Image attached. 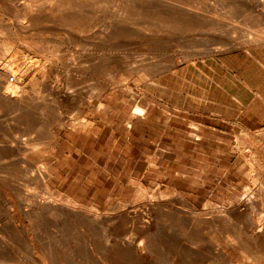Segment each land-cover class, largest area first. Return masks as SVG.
I'll return each instance as SVG.
<instances>
[{
    "label": "rangeland",
    "instance_id": "1",
    "mask_svg": "<svg viewBox=\"0 0 264 264\" xmlns=\"http://www.w3.org/2000/svg\"><path fill=\"white\" fill-rule=\"evenodd\" d=\"M39 1L41 0H31L33 4L28 3L33 7V12L40 16L41 11L46 8L48 11L53 7L52 11L48 12L57 15L60 19L59 25L54 27L48 23L46 27L44 24L42 27L38 24L27 33L18 29V35L14 28L17 31L19 24H25L22 18L25 17L27 0H0V56L7 58L0 60V69L1 65H23L22 70H26L33 64L40 69L42 62L45 66L44 69L29 73L26 78L28 82L26 79L24 82L27 102L40 94L43 96L39 97L40 100L36 98L39 101L43 99L42 110L32 109L30 113L22 114L19 110L0 102V262L4 260L2 258L8 257L11 262L20 264H127L128 261V264H264V237L258 241L250 239L252 233L257 234L261 229L258 217L264 215V207H261L264 206V124L257 126L252 120L246 119L247 114L239 115L236 103L231 102L227 94L219 88L226 80V67L236 70L239 65L248 61V54L264 55V8H261L264 0H134L136 3L133 0L132 3L131 0H124L123 3L127 4H123L126 5L124 15L119 0H45L46 7L40 4L43 0ZM86 1L89 6H85ZM192 1L193 7L190 6L193 5ZM50 4L52 5L49 6ZM61 6L68 13L63 12ZM165 11L168 15H164ZM113 12L115 19H126L129 26L119 29L117 33L120 35L116 33L113 40L96 43L94 40L103 28L114 20ZM17 15L20 17L17 18ZM202 16L204 17L201 18ZM69 18L73 21L82 20L86 24V27L83 26L85 30L83 27L77 30L69 20L68 23L64 20ZM190 18L192 23L188 22ZM7 19L11 22L6 23ZM171 20H174V23ZM130 22H133L132 25ZM182 22L185 27L181 25ZM7 25L9 28H6ZM186 26L194 28L190 30ZM87 27L92 31L89 32ZM7 29H11L10 32L16 35L13 37L14 34H8ZM73 29L75 31L71 33ZM32 31L37 34L34 35ZM44 31L50 34L56 32L51 36ZM30 33L38 42H34L32 36L29 37ZM38 35H41L40 38ZM72 39L74 41H71ZM39 40L44 41L42 43ZM46 42L48 46L45 45ZM219 42L221 50L212 51L214 47H219ZM33 43L43 44V47ZM55 45L64 46H59L58 50ZM94 49L96 51H93ZM44 50L49 51L47 53ZM104 51H108L109 56L107 52L104 54ZM53 52H56V55ZM62 54L66 58H63ZM27 55L31 56V59ZM36 56L37 59H43L41 63ZM55 57L61 62H57ZM20 58H23V61ZM28 60H31V65ZM105 60L108 63L103 71L100 66L103 65L101 62H107ZM98 61L99 64L96 63ZM49 64H53V68L48 69ZM97 65L102 72L96 68ZM76 77L78 79H75ZM31 85L37 86V89L33 87L31 90ZM91 86L94 91L90 90ZM67 90H70L71 94H68L70 92ZM33 91L35 94H32ZM229 92L235 93L234 88H229ZM52 97L53 104L49 103ZM246 97V94H242V100ZM106 106L110 108L103 120ZM136 108L142 109L140 114H135ZM261 116L264 117V113ZM72 120V123L84 122L85 130L72 128ZM65 124L66 126H63ZM45 134L47 136L44 137ZM53 135L57 137L55 150L52 155L44 150L45 154L41 148L46 146L47 138L49 142ZM23 154L26 157L22 158ZM16 155L18 158H25L34 169L31 165L27 167L24 162L16 164L13 159ZM43 164L50 175L47 184L50 191H53L52 194L47 193L42 181L35 177V169L41 168ZM34 188L37 194L33 193ZM56 189L61 197L54 193ZM15 192L22 194L16 195ZM137 192L142 195L139 196ZM31 197L33 199L29 200ZM65 197L73 199L82 212L90 216L92 213L96 216L99 214L97 221H93L92 217H78L77 222V217L68 211L62 213L49 207V201L54 200L53 203L58 204ZM21 199L31 205H27L26 201L20 202ZM36 199L38 202H34ZM45 208L50 214L52 210L53 214H47ZM124 209L126 210L122 211ZM218 211L224 212L225 215ZM250 215L255 224L248 226L245 223ZM231 233L233 234L230 235ZM231 237L234 239L229 240ZM189 248H192L190 250L193 255L190 254ZM2 254L5 256L1 257Z\"/></svg>",
    "mask_w": 264,
    "mask_h": 264
},
{
    "label": "bare ground",
    "instance_id": "2",
    "mask_svg": "<svg viewBox=\"0 0 264 264\" xmlns=\"http://www.w3.org/2000/svg\"><path fill=\"white\" fill-rule=\"evenodd\" d=\"M21 1H22V0H21ZM33 1H34V0H33ZM35 1L37 2V0H35ZM41 1H42V0H41ZM41 1H39V2H41ZM44 1H45V0H43V3H40V4H43V5L46 7V5L44 4ZM48 1H51V0H48ZM90 1H92V0H90ZM115 1H116V0H114V2H115ZM117 1H118V0H117ZM127 1H128V0H127ZM129 1H130V0H129ZM136 1H137V0H136ZM138 1H141V0H138ZM175 1H176V0H175ZM179 1H180V0H179ZM181 1H182V0H181ZM184 1H185V0H184ZM188 1H189V0H188ZM193 1H194V0H193ZM193 1H192V2H193ZM195 1H196V0H195ZM200 1H201V0H200ZM220 1H221V0H220ZM226 1H227V0H226ZM230 1H231V0H230ZM232 1H234V0H232ZM36 2H34V3H36ZM45 2H47V1H45ZM52 2H53V1H52ZM61 2H62V1H61ZM81 2H82V1H81ZM101 2H102V1H101ZM109 2H110V1H109ZM111 2H112V1H111ZM119 2H121L120 5L122 6V7H121L122 15H124V14H125V11H126V5H127V4H126V3H123L124 0H119ZM130 2L132 3V0H131ZM133 2H134V0H133ZM145 2H146V1H145ZM159 2H160V0H159ZM162 2H164V1L162 0ZM162 2H161V3H162ZM20 3H22V2H20ZM28 3H32L31 0H27V5H25V6H26V9H25V11H26V12H25V17L23 16L24 18H22L23 20H25V24H24V25H22L23 23H22V24H19V23L17 22L18 19H17V21H16V18H15V21H16L20 26L17 24V25H18V26L16 25V26L18 27V28H17V31H16V29L14 28V30H15V31L13 30L14 32L17 33V32H18V29H21L20 31L24 30V32L27 33V32H30L31 29H33L34 26H38V24H41L42 27H43V24H44V26H45V25L48 24V23H49V25L51 24V26H54V27H55V26L57 27V25H59L60 19L57 17V15H53L54 12H53V14H52V13L49 14L50 12H48V11H52L53 7H52L51 10H50V9H49V8H50L49 6H51L53 3L50 4L49 6L47 5L49 10L47 11V10H46L47 8H46V9H45L46 11H45V10H44V11H41L42 15H40V16H39V15H36V14L33 12V10H32L33 7H30ZM64 3H66V2H64ZM64 3H63V4H64ZM87 3H89V2L86 1L85 6H89V4H87ZM102 3H103V2H102ZM134 3H136V2H134ZM138 3H139V2H138ZM146 3H147V2H146ZM165 3H166V2H165ZM175 3H176V2H175ZM181 3H182V2H181ZM188 3H189V2H188ZM188 3H187V4H188ZM195 3H196V2H195ZM198 3H199V2H198ZM214 3H215V2H214ZM217 3H218V2H217ZM223 3H224V1H223ZM9 4H11V3H9ZM15 4H16V3H15ZM32 4H33V3H32ZM32 4H31V5H32ZM37 4H38V3H37ZM40 4H38V5H40ZM63 4H62V6H63ZM108 4H109V3H108ZM108 4H106V6H108ZM117 4H118V3H117ZM117 4H116V5H117ZM123 4H126V5H123ZM151 4H152V3H151ZM151 4H150V5H151ZM167 4H170V3H167ZM171 4H172V3H171ZM179 4H180V3H179ZM179 4H178V5H179ZM200 4H201V3H200ZM215 4H216V3H215ZM220 4H221V2H220ZM55 5H56V4H54V6H55ZM69 5L71 6L70 3H69ZM97 5H99V4H97ZM100 5H101V4H100ZM111 5H112V4H111ZM114 5H115V4H114ZM140 5H141V4H140ZM153 5H154V4H153ZM180 5H182V4H180ZM185 5H186V2H185ZM185 5H184V6H185ZM189 5H190V4H189ZM196 5H197V4H196ZM203 5L205 6L204 3H203ZM211 5H212V4H211ZM228 5L230 6V3H229ZM260 5H261V4H260ZM25 6H24V7H25ZM28 6H29V7H28ZM56 6H57V5H56ZM56 6H55V7H56ZM59 6H60V5H59ZM62 6H61V8H62ZM64 6H65V4H64ZM70 6H69V8H70ZM74 6H75V5H74ZM101 6H102V5H101ZM103 6H104V5H103ZM106 6H105V7H106ZM144 6H145V5H144ZM167 6H168V5H167ZM190 6L193 7V6H194V2H193V5H190ZM201 6H202V5H201ZM223 6H225V5H223ZM226 6H227V5H226ZM15 7H16V6H15ZM98 7H99V6H98ZM109 7H110V6H109ZM113 7H114V6H113ZM115 7H116V6H115ZM119 7H120V6H119ZM131 7H132V6H131ZM134 7H135V6H134ZM160 7H161V6H160ZM160 7H158V8H160ZM182 7H183V6H182ZM182 7H181V8H182ZM185 7H186V6H185ZM187 7H188V6H187ZM192 7H190V8H192ZM214 7H215V6H214ZM219 7H220V6H219ZM262 7L264 8V4H263V3H262L261 8H262ZM34 8H35V7H34ZM66 8H67V7H66ZM71 8H74V7H71ZM92 8H93V7H92ZM136 8H140V9H141V7H136ZM161 8H163V7H161ZM161 8H160V9H161ZM175 8H176V7H175ZM178 8H180V7H178ZM188 8H189V7H188ZM196 8H198V6H197ZM203 8H204V7H203ZM16 9H17V8H16ZM43 9H44V8H43ZM97 9H98V8H97ZM104 9H105V8H104ZM104 9H103V10H104ZM140 9H139V10H140ZM143 9H144V8H143ZM160 9H159V10H160ZM168 9H169V8H168ZM184 9H185V8H184ZM186 9H187V8H186ZM186 9H185V10H186ZM205 9H206V8H205ZM68 10H69V9H68ZM103 10H102V11H103ZM105 10H107V9H105ZM113 10H115V9H113ZM116 10H117V8H116ZM118 10H119V9H118ZM145 10H147V9H145ZM155 10H156V7H155ZM155 10H154V11H155ZM165 10L168 11L167 9H165ZM189 10H190V9H189ZM198 10H199V9H198ZM209 10H210V8H209ZM234 10H235V9H234ZM58 11H60V10H58ZM62 11H63V12L66 11L65 13H68V11L65 10V9L63 10V8H62ZM70 11H71V10H69V12H70ZM108 11H109V10H108ZM149 11H150V10L148 9V13H149ZM166 11H165V13H167ZM169 11H170V9H169ZM193 11H196V10L193 9ZM6 12H7V11H6ZM63 12H61L62 15L65 14V13H63ZM71 12H72V11H71ZM100 12H101V11H100ZM109 12H110V11H109ZM115 12H120V11H115ZM115 12H113V15H114ZM137 12H139V11H137ZM143 12H144V11H143ZM143 12H142V13H143ZM158 12H159V11H158ZM163 12H164V11H163ZM170 12H173V10L170 11ZM174 12H175V11H174ZM178 12H179V11H178ZM189 12H190V13H193L192 11H189ZM206 12H209V11H206ZM206 12H200V13L203 14V13H206ZM228 12H230V11H228ZM9 13H10V12H9ZM9 13H8V14H9ZM16 13H17V12H16ZM36 13H37V12H36ZM76 13H78V12H76ZM102 13H103V12H102ZM105 13H106V12H105ZM161 13H162V12H161ZM165 13H164V15H168V13H167V14H165ZM175 13H177V11H176ZM182 13H183V12H182ZM186 13H187V12H186ZM186 13H185V15H186ZM196 13H198V11H197ZM103 14H104V13H103ZM179 14H181V13H179ZM194 14H195V12H194ZM259 14H261V13H259ZM50 15H52V16H50ZM65 15L67 16V14H65ZM65 15H64V16H65ZM69 15H70V14H69ZM78 15H79V14H78ZM177 15H178V14H177ZM192 15H193V14H192ZM262 15H263V14H262ZM14 16H16L15 13H14ZM21 16H22V15H21ZM64 16H63V17H64ZM93 16H94V15H93ZM103 16H104V15H103ZM118 16H121V15H118ZM160 16H161V15H160ZM175 16H176V15H175ZM175 16H174V18H175ZM182 16L184 17L183 14H182ZM187 16H188V13H187ZM199 16H201V15L199 14ZM5 17H6V16H5ZM18 17H20V15H19V16L17 15V18H18ZM84 17H85V16H84ZM88 17H89V16H88ZM90 17H91V16H90ZM94 17H96V16H94ZM100 17H102V16H100ZM100 17H98V18L100 19ZM113 17H114V20H113V21H110V23L108 24V26L105 27V29L103 28V31H102V32L100 31L101 33L96 37V40H94V41H97L96 43H99V44L101 43V44H102V43H104V42H106V41H110V39L113 40V39L115 38V35H116V33L118 32L119 29L124 28V27L127 28V27L129 26V22H127L126 19H123V18H117V19H115V18H116L115 15H114ZM152 17H153V16H152ZM155 17H156V16H155ZM155 17H154V18H155ZM163 17H164V16H162V19H163ZM172 17H173V16H172ZM183 17H182V18H183ZM203 17H204V16H202L201 18H203ZM57 18H58V19H57ZM67 18H68V17H67ZM72 18H73V17H72ZM85 18H86V17H85ZM85 18H84V19H85ZM98 18H96V19H98ZM102 18H103V17H102ZM102 18H101V19H102ZM105 18H106V17H105ZM130 18H131V17H130ZM160 18H161V17H160ZM170 18H171V17H170ZM170 18H169V19H170ZM178 18L180 19L179 16H178ZM182 18H181V19H182ZM184 18H185V17H184ZM199 18H200V17H199ZM199 18H198V19H199ZM254 18H255V17H254ZM260 18H261V16H260ZM260 18H259V19H260ZM3 19H4V18H3ZM11 19H12V17H11ZM11 19H10V20H11ZM13 19H14V18H13ZM13 19H12V20H13ZM20 19H21V18H20ZM96 19H95V20H96ZM155 19H156V18H155ZM165 19H166V16H165ZM169 19H168V21H169ZM192 19H193V18H192ZM4 20H5V19H4ZM64 20L67 21V23H68V20H69V21L72 23V26H74L77 30L80 29L79 27L82 28L84 25H86V24H84V22H83L82 20H81V21H80V20H78V21H73V20L70 19V18H69V19H64ZM85 20H86V19H85ZM93 20H94V19H93ZM93 20H92V21H93ZM105 20H106V19H105ZM182 20H185V19H182ZM200 20H201V19H200ZM253 20H254V19H253ZM255 20H256V19H255ZM263 20H264V19H263ZM0 21H1V18H0ZM19 21H21V20H19ZM41 21H42V22H41ZM97 21H98V20H97ZM163 21H164V20H163ZM171 21H172V20H171ZM173 21H174V20H173ZM173 21H172V22H173ZM191 21H192V20H191V18H190V19L188 20V22L192 23ZM201 21H203V19H202ZM5 22H6V21H5ZM8 22H11V21H8V19H7V22H6V23H8ZM12 22H13V21H12ZM22 22H23V21H22ZM61 22H63V21H61ZM101 22H102V21H101ZM107 22H108V21H107ZM134 22H135V20H134ZM178 22H179V21H178ZM178 22H177V23H178ZM195 22H196V21H195ZM255 22H257V21H255ZM64 23H65L66 25H68L66 22H64ZM87 23H88V22H87ZM90 23H92V22H90ZM99 23H100V21H99ZM132 23H133V22H132ZM132 23L130 22L131 25H132ZM135 23H136V22H135ZM161 23H162V22H161ZM167 23H169V22H167ZM173 23H174V22H173ZM177 23H176V24H177ZM180 23H181V20H180ZM180 23H178V24L180 25ZM182 23H183V22H182ZM199 23H200V21H199ZM201 23H202V22H201ZM252 23H254V22H252ZM263 23H264V22H263ZM97 24H98V23H97ZM170 24H172V23H170ZM185 24H186V22H185ZM245 24H246V22H245ZM255 24H256V23H255ZM8 25H9V24H8ZM8 25H7L6 28H9ZM41 25H39V26H41ZM102 25H103V24H102ZM137 25H138V23H137ZM137 25L134 24V26H137ZM142 25H143V24H142ZM142 25H140V26H142ZM173 25H175V24H173ZM181 25H183V27H185V26H184V23L181 24ZM186 25L188 26V24H186ZM193 25H194V24H193ZM193 25H192V26H193ZM251 25H252V24H251ZM12 26L15 27L14 25H12ZM134 26H132V27L134 28ZM138 26H139V25H138ZM144 26H145V25H144ZM151 26H152V25H151ZM156 26H157V25H156ZM187 26H186V27H187ZM198 26H200V25H198ZM207 26H209V25H207ZM217 26H218V25H217ZM256 26H257V25H256ZM45 27H46V26H45ZM66 27H67V26H66ZM66 27H64V28H66ZM74 27H73V28H74ZM84 27H86V26H84ZM84 27H83V30H85ZM88 27H89V26H88ZM88 27L86 28L87 30H88ZM132 27H131V28H132ZM149 27H150V26H149ZM166 27H167V26H166ZM171 27H172V26H171ZM176 27H177V26H176ZM180 27H182V26H180ZM200 27H201V26H200ZM247 27H248V26H247ZM10 28H12V27L10 26ZM60 28H61V27H60ZM94 28H95V27H94ZM99 28H100V27H99ZM126 28H125V29H126ZM142 28H143V27H142ZM157 28H158V27H157ZM161 28H163V27H161ZM187 28H190V30H192V28H194V27H187ZM195 28H196V27H195ZM256 28H257V27H256ZM256 28H255V29H256ZM260 28H262V26H261ZM36 29H37V28H36ZM97 29H98V28H96V30H97ZM125 29H123V30H125ZM145 29H146V28H145ZM145 29H143V30H145ZM147 29H148V27H147ZM10 30H11V29H9V30L7 29V30H6V31H8V34H9ZM56 30H57V29H56ZM58 30H59V27H58ZM58 30H57V32H59ZM67 30L69 31L70 29L67 28ZM80 30H81V29H80ZM83 30H82V32H83ZM87 30H86V32H88V31L90 32V30L92 31L91 28H90V30H88V31H87ZM123 30H122V31H123ZM135 30H136V29H135ZM149 30H150V29H149ZM157 30H158V29H157ZM186 30H187V29H186ZM214 30H215V29H214ZM260 30H262V29H260ZM20 31H19V32H20ZM53 31H54V30H53ZM53 31H52V32H53ZM64 31H65V30H64ZM74 31H75V30L73 29L72 32H71V31H70V32L73 33ZM122 31H121V32H122ZM130 31H131V29H130ZM151 31H152V30H151ZM203 31H204V30H203ZM252 31H254V30H252ZM14 32H13V33L10 32V33L13 35ZM44 32H45V31H44ZM55 32H56V31H55ZM55 32H53L52 34H50V33H48V32H47V33L50 34V35L52 36ZM60 32L62 33V31H60ZM82 32H81V33H82ZM84 32H85V31H84ZM95 32H96V31H95ZM132 32H133V31H132ZM135 32H136V31H135ZM149 32H150V31H149ZM149 32H148V33H149ZM227 32H228V31H227ZM262 32H263V30H262ZM26 33H25V35H26ZM31 33L34 34L33 31H32ZM31 33H30V34H31ZM45 33H46V32H45ZM47 33H46V34H47ZM65 33H66V32H64V35H65ZM75 33H76V32H75ZM97 33H98V32H97ZM154 33H155V32H154ZM159 33H160V32H159ZM0 34H1V33H0ZM11 34H10L9 36H11ZM17 34H18V33H17ZM36 34H37V33H35L34 35H36ZM42 34H43V33H42ZM42 34H41V35H42ZM77 34H78V33H77ZM83 34H84V33H83ZM85 34H86V33H85ZM85 34H84V35H85ZM123 34H124V33H123ZM123 34H122V35H123ZM125 34H127V33H125ZM130 34H131V33H130ZM140 34H141V31H140ZM143 34H146V33L143 32ZM213 34H214V33H213ZM221 34H222V33H221ZM15 35H16V34H14L13 37H14ZM18 35H19V34H18ZM21 35H22V33H21ZM34 35L31 34V35H29V37H30V36L33 37ZM41 35H40V36H41ZM50 35H49V36H50ZM56 35H57V33H56ZM69 35H70V34H69ZM117 35H118V33H117ZM119 35H120V33H119ZM119 35H118V36H119ZM146 35H147V34H146ZM149 35H150V34H148V36H149ZM214 35H215V34H214ZM218 35H219V34H218ZM26 36H27V35H26ZM38 36H39V35H38ZM40 36H39V38H40ZM42 36H43V35H42ZM44 36H45V34H44ZM49 36H48V37H49ZM51 36H50V37H51ZM53 36H54V35H53ZM61 36H62V35H61ZM132 36H133V34H132ZM136 36H138V35H136ZM4 37H5V36H4ZM13 37H11V38H13ZM16 37H17V36H16ZM34 37H35V36H34ZM34 37H33V39H34ZM45 37H46V36H45ZM56 37H57V36H56ZM68 37H69V36H68ZM84 37H85V36H84ZM91 37H92V36H91ZM124 37L126 38V36H124ZM127 37H128V39H129V36H127ZM142 37H145V36L142 35ZM11 38H10V39H11ZM20 38H22V37H20ZM39 38H38V39H39ZM61 38H62V37H60V39H61ZM64 38H65V36H64ZM88 38H90V37H88ZM94 38H95V37H94ZM116 38H117V37H116ZM118 38H119V37H118ZM223 38H224V36H223ZM13 39H15V38H13ZM46 39H48V38H46ZM51 39H52V38H51ZM55 39H56V38H55ZM58 39H59V38H58ZM66 39H67V38H66ZM83 39H84V38H83ZM83 39H82V40H83ZM211 39H212V38H211ZM225 39H226V38H225ZM21 40H23V39H21ZM52 40H53V39H52ZM56 40H57V39H56ZM82 40H81V41H82ZM84 40H85V39H84ZM87 40H88V39H87ZM90 40H91V38H90ZM90 40H89V41H90ZM92 40H93V38H92ZM126 40H127V39H126ZM214 40H215V39H214ZM26 41H27V40H26ZM26 41H25V42H26ZM29 41H30V40H29ZM31 41H32V40H31ZM39 41H41V40H39ZM43 41H44V40H43ZM43 41H41V42L43 43ZM47 41L49 42V39H48ZM67 41H68V40H67ZM71 41H74V40L72 39ZM75 41H76V40H75ZM168 41H169V40H168ZM216 41H217V40H216ZM259 41H260V40H259ZM34 42H38V40L35 41V39H34ZM83 42H84V41H83ZM83 42H82V43H83ZM87 42H88V41H86V43H87ZM90 42H92V41H90ZM224 42H225V41H224ZM224 42H223V44H225ZM27 43H28V42H27ZM44 43H45V42H44ZM46 43H47V42H46ZM50 43H51V42H50ZM50 43H49V44H50ZM52 43H53V42H52ZM52 43H51V44H52ZM82 43H81V44H82ZM163 43H165V42H163ZM217 43H218V42H217ZM219 43H220V42H219ZM260 43H261V42H260ZM10 44H11V43H10ZM12 44H13V43H12ZM33 44H37V43H33ZM39 44H40V42H39ZM39 44H37L36 46H38ZM54 44H55V42H54ZM73 44H74V43H73ZM73 44L71 45L72 47H73ZM91 44H92V43H91ZM93 44L95 45V43H93ZM106 44H107V43H106ZM227 44H229V43H227ZM15 45H16V44H15ZM17 45H18V43H17ZM17 45H16V46H17ZM21 45H23V44L21 43ZM21 45H20V46H21ZM31 45H32V43H31ZM42 45H43V44H42ZM42 45H39V46L41 47ZM45 45L48 46V43L45 44ZM68 45H69V44H68ZM75 45H77L76 42H75ZM96 45H98V44H96ZM104 45H105V44H104ZM163 45H164V44H163ZM169 45H170V44H169ZM215 45H216V44H215ZM218 45H219V47H217V46L214 47V49H212V51H218V50H221V48H220L221 43L218 44ZM229 45H230V44H229ZM1 46H2V44H1ZM28 46H29V44H28ZM39 46H38V47H39ZM47 46H46V47H47ZM59 46H60V48H61V46H64V45H59ZM59 46H57V47H58V50H59ZM77 46H78V45H77ZM79 46H80V45H79ZM88 46H89V45H88ZM100 46H101V45H100ZM100 46H98V48H99ZM114 46H116V45H114ZM222 46H223V45H222ZM2 47H3V46H2ZM2 47H1V49L3 50L4 47H3V48H2ZM24 47H26V44L24 45ZM42 47H43V46H42ZM42 47H41V48H42ZM49 47H50V46H49ZM57 47H56V45H55V49H57ZM69 47H70V46H69ZM69 47H68V48H69ZM82 47H83V46H82ZM108 47H109V46H108ZM111 47H112V46H111ZM223 47H225V45H224ZM13 48H14V47H13ZM51 48H53V47H51ZM68 48H67V49H68ZM74 48H75V47H74ZM93 48H94V47H93ZM98 48H97V49H98ZM101 48H102V47H101ZM105 48H106V47H105ZM112 48H113V47H112ZM112 48H111V49H112ZM212 48H213V47H212ZM225 48H226V47H225ZM225 48H224V49H225ZM4 49L6 50V48H4ZM29 49L32 50L31 48H29ZM36 49H37V48H36ZM44 49H45V48H44ZM46 49H47V48H46ZM46 49H45V50H46ZM67 49H66V51L68 52ZM75 49H76V48H75ZM88 49H89V48H88ZM222 49H223V48H222ZM5 50H4V51H5ZM16 50H18V49H16ZM34 50H35V49H34ZM45 50H44V52H47V53H48L49 50H48V51H45ZM58 50H57V52H58ZM90 50H91V49H90ZM106 50H107V49H106ZM118 50H119V48H118ZM120 50H121V49H120ZM8 51H9V50H8ZM54 51H56V50H54ZM69 51H70V49H69ZM86 51H88V50H86ZM93 51H96V50L94 49ZM98 51H99V50H98ZM102 51H103V50H102ZM50 52H51V49H50ZM84 52H85V51H84ZM90 52H91V51H90ZM100 52H101V49H100ZM105 52H107V55H108L109 52H108V51H104V54H105ZM113 52H114V51H113ZM16 53H17V52H16ZM53 53H54V52H53ZM55 53H56V52H55ZM55 53H54V54H55ZM61 53H64V52H61ZM61 53H58V54H61ZM65 53H66V52H65ZM70 53H71V52H70ZM93 53H95V52H93ZM93 53H92V54H93ZM97 53H98V52H97ZM213 53H214V52H213ZM216 53H217V52H216ZM225 53H226V52H225ZM13 54H14V53H13ZM19 54H20V53H19ZM28 54H29V53H28ZM51 54H52V53H51ZM66 54H67V53H66ZM83 54H84V53H83ZM101 54H102V52H101ZM104 54H103V55H104ZM8 55H9V54H8ZM52 55H53V54H52ZM55 55H56V54H55ZM55 55H54V56H55ZM62 55H63V54H62ZM70 55H72V54H70ZM88 55H89V54H88ZM93 55H94V54H93ZM98 55H100V54H98ZM107 55H106V56H107ZM110 55H111V54H110ZM15 56H17V55H15ZM27 56H28V55H27ZM32 56H33V54H32ZM46 56H47V55H46ZM59 56H60V55H59ZM59 56H58V58H60ZM81 56H82V55H81ZM108 56H109V55H108ZM111 56H112V55H111ZM121 56H122V55H121ZM188 56H189V55H188ZM9 57H10V56H9ZM18 57H19V56H18ZM18 57H17V58H18ZM28 57H29V56H28ZM30 57H31V56H30ZM30 57H29V59H31ZM34 57H35V56H34ZM61 57H62V56H61ZM64 57H65V56L63 55V58H64ZM68 57H69V56H67V58H68ZM100 57H102V56H100ZM119 57H120V56H119ZM123 57H126V56L123 55ZM2 58H4V55H3V56H0V60H2ZM5 58H6V57H5ZM5 58H4V59H5ZM23 58H24V56H23ZM23 58H22V59L20 58V59L23 61ZM32 58H33V57H32ZM49 58H50V57H49ZM55 58H56V57H55ZM58 58H56V59H57V62L59 61ZM65 58H66V57H65ZM70 58L73 59V57H70ZM75 58H76V57H75ZM78 58H79V57H78ZM87 58H88V57H87ZM89 58H91V57H89ZM96 58H97V57H96ZM102 58H103V57H102ZM102 58H101V59H102ZM6 59H7V58H6ZM36 59H37V56H36ZM38 59L40 60V58H38ZM38 59H37V60H38ZM56 59H55V61H56ZM76 59H77V58H76ZM80 59H81V58H80ZM99 59H100V58H99ZM101 59H100V60H101ZM108 59H109V58H108ZM184 59H185V58H184ZM9 60H11V59H9ZM13 60H14V59H13ZM25 60H26V59H25ZM33 60H35V58H34ZM37 60H36V61H37ZM41 60H43V59H41ZM41 60L39 61L40 63L42 62ZM60 60H62V58H60ZM65 60H66V59H65ZM109 60H110V59H109ZM112 60H113V59H112ZM114 60H115V59H114ZM124 60H125V59H124ZM28 61H30L29 63H30V65H31V60H28ZM45 61H46V60H45ZM51 61H53V60H51ZM62 61H63V60H62ZM70 61H71V59H70ZM70 61H69V62H70ZM72 61H73V60H72ZM93 61H95V59H93ZM96 61H97V60H96ZM105 61H107V60H105ZM1 62H2V61H1ZM1 62H0V63H1ZM26 62H27V61H26ZM59 62H61V61H59ZM75 62H76V61H75ZM77 62H78V60H77ZM90 62H91V61H90ZM90 62H88V63H90ZM99 62H100V61H98V62H96V63L99 64ZM112 62H113V61H112ZM3 63H4V62H3ZM33 63H34V62H33ZM35 63H38V62H35ZM45 63H46V62H45ZM49 63H50V62H49ZM53 63H54V62H53ZM85 63H86V62H85ZM91 63L93 64V62H91ZM101 63L103 64V65H102L103 67L100 66L101 68H100V67H99V68L102 69V70L104 71V69L106 68V65H107L108 61L105 62V63H104V62H101ZM114 63H115V62H114ZM19 64H20V62H19ZM26 64H27V63H26ZM26 64H25V65H26ZM43 64H44V62H42V67H40V69H44V68H45V66H44ZM62 64H63V63H62ZM73 64H74V61L72 62V65H73ZM78 64H79V63H78ZM83 64H84V63H83ZM6 65H7V64H6ZM27 65H28V64H27ZM34 65H36V64H33V66H34ZM55 65H56V64H55ZM66 65L68 66V64H66ZM72 65H71V68L73 67ZM95 65H96V64H95ZM95 65H94V66H95ZM104 65H105V66H104ZM114 65H116V64H114ZM33 66H32V67L30 66V67H31L30 69L22 70L23 65H8V66H6V67H5V65H4V66H3V67H5L4 69H3L2 65H1V68H2L3 70L0 69V70H2V72L0 73V102L3 103V104H5L6 106H10V107H12V108H15V109L19 110L20 112H22V114H23V113L26 114V113H28V112L30 113V111H31L32 109H38V110L40 109V110H42V108H41V101H43V99L41 98L42 100L39 101V100H40L39 97L42 96L41 94H40V96H37V94H36V96L39 98V100H37V99H36L37 97H36L35 95H33V96L36 97V98H34V99L32 98V100L29 101V102H27V100H26V96H25L24 82L27 81V79H26V78H28L27 76L29 75V73H32V72L34 73L35 71L40 70L39 68H37V66H34V67H33ZM78 66L80 67V65H78ZM92 66H93V65H92ZM94 66H93V67H94ZM97 67H98V65L96 66V68H97ZM114 67H115V66H114ZM155 67H156V66H155ZM155 67H154V68H155ZM157 67H158V66H157ZM27 68H28V67H27ZM51 68H53V64H49L48 69H51ZM77 68H78V67H77ZM80 68H81V67H80ZM96 68H94L95 72H96V70L98 69V68H97V69H96ZM103 68H104V69H103ZM66 70H68V69H66ZM86 70H87V69H86ZM92 70H93V69H92ZM94 70H93V71H94ZM98 70H99V69H98ZM157 70H158V69H157ZM84 71H85V70H84ZM99 71H100V70H99ZM107 71H108V70H107ZM158 71L162 72L163 69H162V71H161V70H158ZM69 72H70V71H69ZM69 72H68V74H69ZM85 72H86V71H85ZM97 72H98V71H97ZM97 72H96V73H97ZM100 72H102V71H100ZM65 73H67V72H65ZM65 73H64V74H65ZM88 73H89V71H88ZM88 73H86V74L88 75ZM93 73H94V72H93ZM108 73H110V72L108 71ZM116 73H117V72H116ZM156 73H157V72H156ZM156 73H153V74H156ZM45 74H46V73H45ZM61 74H62V73H61ZM94 74H95V73H94ZM97 74H98V73H97ZM104 74H106V73H104ZM104 74H103V75H104ZM153 74H151V75H153ZM157 74H159V73H157ZM106 75H107V74H106ZM109 75H110V74H109ZM113 75H114V74H113ZM33 76H34V75H33ZM41 76H42V75H41ZM48 76H49V75H48ZM82 76H83V75H82ZM111 76H112V75H111ZM111 76H110V77H111ZM30 77H32V75L29 76V78H30ZM46 77H47V76H46ZM58 77H59V76H58ZM65 77H66V76H65ZM112 77H113V76H112ZM114 78H115V77H114ZM25 79H26V81H25ZM32 79H33V78H32ZM36 79H37V78H36ZM65 79H66V78H65ZM75 79H78V78L76 77ZM89 79H90V78H89ZM109 79H110V78H109ZM111 79H113V78H111ZM43 80H45V79H43ZM54 80H56V79H53V81H54ZM81 80H82V79H81ZM51 81H52V80H51ZM56 81H57V80H56ZM56 81H55V82H56ZM27 82H28V81H27ZM48 82H49V81H48ZM48 82H47V83H48ZM65 82H66V81H65ZM77 82H78V81H77ZM97 82H98V81H97ZM112 82H113V81H112ZM33 83H34V82H32V85H33ZM43 83H44V82H43ZM56 83H57V82H56ZM70 83H71V82H70ZM94 83H95V82H94ZM98 83H99V82H98ZM103 83H104V81H103ZM103 83H102V84H103ZM109 83H110V82H109ZM28 84H29V83H28ZM38 84H39V82H38ZM40 84H41V83H40ZM57 84H58V83H57ZM57 84H55V85H57ZM71 84H72V83H71ZM76 84H77V83H76ZM118 84H120V83H118ZM124 84H126V83H124ZM32 85H31V87H30V88H32L31 90H33V87L35 86V84H34V86H32ZM91 85H92V82H91ZM111 85H112V84H111ZM29 86H30V84H29ZM39 86H40V85H39ZM71 86H72V85H71ZM81 86H82V85H81ZM56 87H58V86H56ZM56 87H55V88H56ZM63 87H64V86H63ZM63 87H62V88H63ZM75 87H76V86H75ZM102 87H103V85H102ZM107 87H108V86H107ZM116 87H117V86H116ZM118 87H119V86H118ZM121 87H122V86H121ZM127 87H129V86L127 85ZM30 88H29V89H30ZM39 88H40V87H38V90H39ZM52 88H53V87H52ZM78 88H79V87H78ZM89 88H90V87H89ZM89 88H88V90H89ZM91 88H92V86H91ZM34 89H37V86L34 87ZM65 89H67L66 86H65ZM70 89H71V88H70ZM73 89H74V88H72V90H71L72 92H73ZM81 89H82V88H81ZM99 89H100V88H99ZM124 89H126V88H124ZM31 90H30V91H31ZM38 90H37V91H38ZM61 90H62V89H61ZM90 90H93V88L90 89ZM104 90H105V89H104ZM30 91H29V92H30ZM67 91H68V90H67ZM71 91L69 90L68 92H70V93H68V94H71ZM81 91H83V90H81ZM93 91H94V90H93ZM95 91H97V90H95ZM33 92H34V91H33ZM35 92H36V90H35ZM35 92L32 93V94H35ZM40 92L43 94V92H42L41 89H40ZM44 92H45V91H44ZM47 92H48V91H47ZM30 93H31V92H30ZM36 93H37V92H36ZM88 93H89V92H88ZM90 93H91V92H90ZM92 93H93V92H92ZM92 93H91V94H92ZM100 93H101V92H100ZM38 94H39V93H38ZM45 95H48V93H47V94L45 93ZM29 96H30V95H28V97H29ZM31 96H32V95H31ZM31 96H30V97H31ZM99 96H100V95H99ZM99 96H98V98H99ZM28 97H27V98H28ZM42 97H43V96H42ZM50 97H51V96H50ZM66 97H67V96H66ZM89 97H90V96H89ZM110 97H111V96H110ZM110 97H109V98H110ZM79 98H80V97H79ZM91 98H92V97H91ZM96 98H97V97H96ZM100 98H101V97H100ZM29 99H30V98H29ZM48 99H50V98H48ZM71 99H72V98H71ZM50 100H52V101H50ZM50 100H49V101H50L49 103H52V102H53V97H52ZM110 101H111V100H110ZM44 102H45V101H44ZM66 102H67V101H66ZM91 102H92V101H91ZM91 102H89V104H90ZM47 103H48V100H47L46 104H47ZM53 103H54V102H53ZM53 103H52V104H53ZM96 103H97V102H96ZM43 104H44V103H43ZM55 104H56V102H55ZM91 104H92V103H91ZM44 105H45V104H44ZM91 106H92V105H91ZM136 106H137V105H136ZM141 106H142V105H141ZM44 107H45V106H44ZM88 107H89V106H88ZM100 107H102V106H100ZM112 107H113V106H112ZM139 107H140V105H139ZM98 108H99V107H98ZM109 108H110L109 106H106V107H105V109H104V113H103V116H102V117H103V120H104V117H107V114H108V112H109ZM134 108H135V107H134ZM45 109H46V108H45ZM8 110H9V109H8ZM53 110H54V109H53ZM53 110H52V111H53ZM140 110H142V109H140V108H136V113H135V114H140ZM102 111H103V110H102ZM101 113H102V112H101ZM100 115H101V114H100ZM135 116L137 117V115H135ZM41 117H42V116H41ZM79 117H80V116H79ZM96 117H97V116H96ZM108 117H109V116H108ZM140 117H141V116H140ZM8 118H9V117H8ZM8 118H7V119H8ZM18 118H19V117H18ZM83 118H85V117H83ZM89 118H90V117H89ZM134 118H135V117H134ZM143 118H144V117H143ZM25 119H27V118L25 117ZM32 119H33V118H31V120H32ZM75 119H76V118H75ZM95 119H96V118H95ZM101 119H102V118H101ZM5 120H6V119H5ZM27 120H29V119H27ZM33 120H34V119H33ZM37 120L39 121V119H37ZM41 120H42V119H41ZM47 120H48V119H47ZM69 120H70V119H67V121H69ZM93 120H94V119H93ZM98 120H99V119H98ZM103 120H102V121H103ZM108 120H109V119H108ZM24 121H25V120H24ZM73 121H74V120L71 121V127H72V128H74V129H79V130H80V128H82V131L85 130V128H84V126H83V123H84V122L81 124V123H72ZM77 121H79V120H77ZM89 121H90V120H89ZM3 122H5V121H3ZM19 122H20V121H19ZM52 122H53V121H52ZM57 122H58V121H57ZM91 122H93V121H91ZM131 122H132V121H131ZM131 122H129V123L131 124ZM5 123H6V122H5ZM11 123H12V122H11ZM26 123H27V122H26ZM54 123H56V122H54ZM59 123H60V122H59ZM64 123H65V122H64ZM98 123H99V122H98ZM100 123H101V121H100ZM100 123H99V124H100ZM103 123H104V122H103ZM6 124H7V123H6ZM12 124H13V123H12ZM29 124H30V123H29ZM130 124H129V125H130ZM20 125H21V124H20ZM58 125H59V124H58ZM14 126H15V125H14ZM30 126H31V124H30ZM47 126H48V125H47ZM56 126H57V124H56ZM61 126H62V125H61ZM63 126H66V124L63 125ZM50 127H51V126H50ZM20 128H21V127H20ZM39 128H40V127H39ZM47 128H48V127H47ZM22 129H23V128H22ZM37 129H38V128H37ZM50 129H51V128H50ZM90 129H91V128H90ZM90 129H89V130H90ZM96 129H97V128H96ZM0 130H1V129H0ZM28 130H29V129H28ZM31 130H32V129H31ZM41 131H42V130H41ZM47 131H48V130H47ZM51 131H52V130H51ZM80 131H81V130H80ZM28 132H29V131H28ZM38 132H40V131L38 130ZM75 132H76V131H75ZM85 132H86V131H85ZM99 132H100V130H99ZM99 132H98V133H99ZM42 133H43V131H42ZM48 133H49V132H48ZM89 133H90V132H89ZM39 134H40V133H39ZM53 134H54V133H53ZM72 134H73V133H72ZM78 134H79V132H78ZM8 135H9V134H8ZM28 135H29V134H28ZM28 135H25V136L28 137ZM30 135H31V134H30ZM41 135H42V134H41ZM50 135H51V134H50ZM45 136H47V135L45 134L44 137H45ZM56 136H57V134H56ZM56 136H54V135L51 136V137L49 138V142H48V138H47V140H46V142H47V143H46V146H45V147H42V146H41V147H42L41 149L43 150L42 152L47 151L48 153H51V155H52L53 151L55 150L56 144H57V137H56ZM58 136H59V135H58ZM30 137H31V136H30ZM60 137H61V136H60ZM60 137H59V138H60ZM1 138H2V137H1ZM4 138H6V137H4ZM32 138H33V137H32ZM61 138H62V137H61ZM36 139H37V138H36ZM10 140H12V139H10ZM33 140H35V139H33ZM59 140H60V139H59ZM6 143H7V142H6ZM10 143H12V142H10ZM30 143H31V141H29V144H30ZM33 143H34V142H33ZM0 146H1V145H0ZM34 146H35V145H34ZM37 146H38V145H37ZM3 147H4V146H3ZM22 147H23V146H22ZM1 148H2V147H0V149H1ZM26 148H27V147H26ZM31 148H32V147H31ZM31 148H30V149H31ZM36 148H37V147H36ZM28 149H29V147H28ZM11 150H12V149H11ZM39 150H40V149H39ZM39 150H37V151H39ZM44 150H45V151H44ZM16 151H17V150H16ZM33 151H34V150H33ZM17 152H19V151H17ZM25 152H27V151H25ZM25 152H24V154H25ZM28 152H29V151H28ZM28 152H27V154L30 153V152H29V153H28ZM34 152L36 153V151H34ZM34 152H33V154H34ZM39 152H40V151H39ZM31 153H32V152H31ZM24 154H23V156H21L22 158H23V157H26V155H24ZM45 154H46V152H45ZM35 155H36V154H35ZM40 155H41V154H40ZM40 155H39V156H40ZM43 155H44V154H43ZM28 156H29V155H28ZM49 156H50V155H49ZM12 157H13V156H12ZM12 157H11V158H12ZM14 157H15V156H14ZM21 157L18 158L17 155H16V158H13V159H15L14 161L16 162V164L19 163V162H24V163L26 164L27 167H29L30 165L32 166V164H30V162L25 161V160H24L25 158L22 159ZM31 157H32V156H31ZM33 157H34V156H33ZM27 159H28V158H27ZM31 159H32V158H31ZM0 160H1V159H0ZM39 161H40V160H39ZM12 162H13V160H12ZM1 163H3V161H2ZM13 163H14V162H13ZM1 165H2V164H1ZM43 165H44V164H43ZM10 167H11V166H10ZM30 168H31V167H30ZM32 168L34 169L33 166H32ZM33 169H32V170H33ZM35 170H36V172H35V173H36V176H35L36 179L38 178L39 181H42V183H43L44 186H45V189L47 190V193L52 194L53 191H50V189L48 188V185H49V184H47V181H48V178L50 177V175H49V173L47 172L46 166L44 165V166H42L41 168H39V169H35ZM30 172H31V170H30ZM30 172H29V173H30ZM32 172H33V171H32ZM29 173H28V174H29ZM24 174H25V173H24ZM28 174H26V177H27ZM32 175L34 176V172H33ZM4 176H5V175H4ZM29 176H31V174H30ZM33 176L31 177L32 179H33ZM26 177H25V179H26ZM51 177H52V176H51ZM27 179L30 180L29 177H27ZM27 179H26V180H27ZM33 180L35 181V179H33ZM49 180H50V179H49ZM37 181H38V180H37ZM35 182H36V181H35ZM48 182H49V181H48ZM37 183H38V182H37ZM33 184H34V183H33ZM135 184H136V183H135ZM26 185H27V184H26ZM33 186H34V185H33ZM33 186H32V187H33ZM136 186H137V185H136ZM262 187H263V186H262ZM138 188H139V187H138ZM24 189H25V188H24ZM35 189H36V188H34V192H33V193H36V194H37L38 192H36ZM139 189H140V188H139ZM259 189H260V188H259ZM259 189H258V190H259ZM51 190H52V188H51ZM136 190H137V189H136ZM25 191H26V189H25ZM37 191H38V190H37ZM138 191H139V190H138ZM141 191H142V190H141ZM18 192H19V191H18ZM43 192H44V191H43ZM142 192H143V191H142ZM254 192H255V191H254ZM262 192H263V191H262ZM23 193H24V192H23ZM33 193H31V194H33ZM40 193H41V191L39 192V195H38V196H40ZM54 193H55L58 197H61V194H60V192H57V189H56V191H55ZM137 193H139L138 195L140 196L141 193H140V192H137ZM137 193H136V194H137ZM143 193H144V192H143ZM245 193H246V195H247V192H245ZM248 193H249V192H248ZM256 193H257V192H256ZM15 194L17 195V194H19V193H16V192H15ZM21 194H22V192H21L19 195H21ZM24 194H25V193H24ZM24 194H23V195H24ZM31 194H30V195H31ZM43 194H45V193H43ZM249 194H250V193H249ZM65 195H66V193H65ZM134 195H135V194H134ZM141 195H142V194H141ZM174 195H175V194H174ZM179 195H180V194H179ZM24 196H25V195H24ZM43 196H44V195H43ZM50 196H51V195H50ZM146 196H147V194H146ZM248 196H249V195H248ZM21 197H23V196H20V198H21ZM45 197H46V196H45ZM134 197H135V199H136V195H135ZM179 197H180V196H179ZM244 197H246V196H244ZM251 197H253V196H251ZM23 198H24V197H23ZM34 198H35V197H34ZM112 198H113V197H112ZM167 198H168V197H167ZM249 198H250V197H249ZM249 198H248V199H249ZM16 199H17V198H16ZM18 199H19V197H18ZM24 199H25V198H24ZM32 199H33V198L31 197V199H29V200H32ZM152 199H153V198H152ZM158 199H159V198H158ZM160 199H161V198H160ZM160 199H159V200H160ZM243 199H244V198H243ZM29 200H28V201H29ZM49 200H50V199H49ZM72 200H73V199H72ZM72 200L69 199V198H66V197H65V198H63V201L58 202V204L53 203L54 200H53V201H49V207H51V208H53V209H57L58 211H60V212H62V213H63L64 211H68L69 213H71V214H73L75 217H77V218H76V219H77V222H78V217H84V218H87V219L92 217L93 221H97V219H98L97 216H98L99 214L96 216L95 213H94V215H93V213L91 212L92 215L90 216V215H88V214L82 212V211L78 208V206L76 205V203L74 202V200H73V201H72ZM117 200H118V199H117ZM140 200H141V198H140ZM140 200H139V201H140ZM147 200H149V199H147ZM19 201H20V202H22V201L24 202V201H26V200L21 199V200H19ZM36 201L38 202L37 199H36L34 202H36ZM45 201H46V200H45ZM139 201H138V199H137V202H139ZM164 201H165V200H164ZM250 201H251V199H250ZM263 201H264V200H263ZM26 202H27V201H26ZM26 202H25V203H26ZM31 202H32V201H31ZM31 202H30V203H31ZM108 202H109V201H108ZM141 202H142V201H141ZM145 202H146V201H145ZM150 202H151V201H150ZM44 203H47V202H44ZM78 203H79V202H78ZM116 203H117V202H116ZM123 203H124V202H123ZM139 203H140V202H139ZM148 203H149V202H148ZM251 203H252V201H251ZM32 204H34V203H32ZM156 204H157V203H156ZM172 204H173V203H172ZM253 204L255 205L254 202H253ZM27 205L30 206L31 204H29V203L27 202ZM35 205H36V204H35ZM35 205H32V206L34 207ZM41 205H42V204H41ZM148 205H149V204H148ZM153 205H154V204H153ZM192 205H193V204H192ZM208 205H209V204H208ZM237 205H238V204H237ZM237 205H236V206H237ZM90 206H91V205H90ZM90 206H89V207H90ZM205 206H206V205H205ZM212 206H214V205H212ZM220 206H221V205H220ZM236 206H235V207H236ZM35 207H36V206H35ZM151 207H152V206H151ZM206 207H207V206H206ZM232 207H233V206H232ZM232 207H231V208H232ZM261 207L263 208L264 206H261ZM90 208H91V207H90ZM130 208H131V207H130ZM146 208H147V207H146ZM183 208H184V207H183ZM45 209H46V208H45ZM94 209H95V208L93 207L92 210H94ZM154 209H155V208H154ZM180 209H181V208H180ZM196 209H197V208H196ZM207 209H208V208H207ZM211 209L213 210V208H211ZM211 209H210V210H211ZM216 209H217V208H216ZM219 209H220V208H219ZM49 210H50V208H49ZM125 210H126V209H124V210H122V211H125ZM146 210H147V209H146ZM184 210H185V209H184ZM187 210H188V209H187ZM187 210H186V211H187ZM212 210H211V211H212ZM217 210H218V209H217ZM226 210H227V209H226ZM43 211H45V210H43ZM46 211L48 212L47 209H46ZM50 211H51V214H53V213H52V210H50ZM97 211H98V210H97ZM97 211L95 210V212H97ZM186 211H185V212H186ZM190 211H192V210H190ZM190 211H189V212H190ZM198 211H199V210H198ZM204 211H205V210H204ZM221 212H222V211H221ZM221 212L218 211V213H220V214H221ZM224 212H225V210H224ZM224 212H222V213L224 214ZM231 212H232V210H231ZM40 213H41V212H40ZM113 213H114V212H113ZM216 213H217V212H216ZM262 213H264V212H262ZM35 214H36V212H35ZM47 214H50V212H48ZM51 214H50V215H51ZM58 214H59V212H58ZM101 214H102V213H101ZM194 214H195V211H194ZM230 214H231V213H230ZM233 214H234V213H233ZM38 215H39V213H38ZM115 215H116V213H115ZM224 215H225V214H224ZM259 215H260V214H259ZM259 215H258V216H259ZM102 216H103V215H102ZM35 217H36V216H35ZM40 217H41V216H40ZM222 217H223V216H222ZM240 217H241V216H240ZM36 218H37V217H36ZM84 218H83V219H84ZM190 218H192V217H190ZM194 218H195V217H194ZM224 218H225V216H224ZM224 218H223V219H224ZM39 219H40V218H39ZM87 219H86V220H87ZM195 219H196V218H195ZM198 219H199V218H198ZM218 219H219V218H218ZM258 219H259L260 224H261V229L259 230V232H258L257 234H253V233H252L251 238H250L251 241H254V239H255L256 241H258L259 238L264 237V215L261 214V215L258 217ZM40 220H42V219H40ZM193 220H194V219H193ZM199 220H200V219H199ZM88 221H89V220H88ZM190 221H192V220H190ZM194 221H196V220H194ZM194 221H193V222H194ZM83 222H84V220H83ZM201 222H202V220H201ZM222 222H223V220H222ZM131 223H132V222H131ZM197 223H199V222H197ZM231 223H232V222H231ZM231 223H230V224H231ZM63 224H64V222H63ZM67 224H68V223H67ZM246 224H247L248 226L251 225V224H255V223H254V218H253L251 215L248 216V217L246 218V223H245V225H246ZM84 225H85V224H84ZM131 225H132V224H131ZM161 226H162V225H161ZM200 226H201V225H200ZM228 226H229V225H228ZM232 226H233V225H232ZM243 226H244V225H243ZM201 227H202V226H201ZM212 227H213V226H212ZM223 227H224V226H223ZM124 228H125V227H124ZM85 229H86V228H85ZM156 229H157V228H156ZM227 229H228V228H227ZM239 229H240V228H239ZM69 230H70V229H69ZM90 230H91V229H90ZM104 230H106V228H104ZM134 230H135V229H134ZM168 230H169V229H168ZM241 230H242V229H241ZM88 231H89V230H88ZM197 231H198V229H197ZM223 231H224V230H223ZM144 232H145V231H144ZM155 232H157V231H155ZM233 232H234V231H233ZM236 232H237V230H236ZM185 233H186V232H185ZM220 233H221V232H220ZM239 233H240V232H239ZM245 233H246V232H245ZM221 234H222V233H221ZM226 234H227V233H226ZM226 234H225V235H226ZM232 234H233V233H231L230 235H232ZM55 235H56V234H55ZM131 235H132V233H131ZM157 235H158V234H157ZM184 235H185V234H184ZM222 235H223V234H222ZM228 235H229V234H228ZM247 235H248V234H247ZM148 236H150V235L148 234ZM151 236H152V235H151ZM129 237H130V236H129ZM224 237H225V236H224ZM130 238H131V237H130ZM153 238H155V237H153ZM221 238H222V237H221ZM143 239H144V238H143ZM148 239H149V238H148ZM155 239H156V238H155ZM165 239H166V238H165ZM230 239H234V238L231 237V238H229V240H230ZM252 239H253V240H252ZM63 240H64V239H63ZM144 240H145V239H144ZM215 240H216V239H215ZM229 240H228V241H229ZM236 240H237V239H236ZM112 241H113V240H112ZM118 241H119V240H118ZM128 241H129V239H128ZM142 241H143V240H142ZM177 241H178V240H177ZM224 241H225V239H224ZM237 241H238V240H237ZM231 242H232V241H231ZM7 243H8V242H7ZM149 243H150V242H149ZM154 243H155V242H154ZM115 244H116V243H115ZM147 244H148V243H147ZM236 244H237V243H236ZM236 244H235V245H236ZM242 244H243V243H242ZM119 245H120V244H119ZM154 245H155V244H154ZM256 245H257V244H256ZM120 246H122V245H120ZM123 246L125 247V245H123ZM126 246H127V245H126ZM177 247H178V246H177ZM179 247H180V246H179ZM190 247H192V246H190ZM194 247H195V246H194ZM194 247H193V248H194ZM47 248H48V247H47ZM235 248H236V247H235ZM4 249H5V248H4ZM6 249H7V248H6ZM146 249H147V248H146ZM182 249H183V248H182ZM190 249H192V248H189V250H190ZM1 250H2V249H1ZM7 250H8V249H7ZM244 250H245V249H244ZM259 250H260V249H259ZM125 251H126V250H125ZM193 251H194V250H193ZM218 251H219V250H218ZM249 251H250V250H249ZM0 252H1V251H0ZM2 252H4V251L2 250ZM6 252H7V251H6ZM144 252H145V251H144ZM215 252H216V251H215ZM4 253H5V252H4ZM9 253H10V252H9ZM48 253H49V252H48ZM145 253H146V252H145ZM193 253H194V252H193ZM216 253H217V252H216ZM219 253H220V252H219ZM243 253H245V252H243ZM247 253L249 254V252H247ZM130 254H131V253H130ZM190 254H192V250H190ZM198 254H199V253H198ZM257 254H258V253H257ZM261 254H262V253H261ZM192 255H193V254H192ZM192 255H190V256H192ZM196 255H197V253H196ZM215 255H216V254H215ZM3 256H5V255L2 254L1 257H3ZM131 256H132V255H131ZM194 256H195V255H194ZM245 256H247V255H245ZM245 256H244V257H245ZM258 256H259V255H258ZM262 256H263V255H262ZM253 257H254V256H253ZM260 257H261V256H260ZM260 257H259V258H260ZM16 258H18V257L16 256ZM127 258H128V257H127ZM195 258H196V257H195ZM251 258H252V257H251ZM256 258H257V257H256ZM259 258H258V259H259ZM2 259H4V260L1 261L0 264H20L19 262H16V263H15V262H11V260H10L8 257H4V258H2ZM217 259H218V258H217ZM263 259H264V258H263ZM0 260H1V259H0ZM214 260H215V259H214ZM253 260H254V259H253ZM29 261H31V260L29 259ZM192 261H194V260H192ZM188 262H189V261H188ZM32 263H33V262H32ZM128 263H129V261H128ZM128 263H127V264H128ZM130 263H131V262H130ZM255 263H256V262H255ZM255 263H254V264H255ZM258 263H259V261H258ZM147 264H149V263H147ZM165 264H166V263H165ZM210 264H211V263H210ZM231 264H232V262H231ZM256 264H257V263H256Z\"/></svg>",
    "mask_w": 264,
    "mask_h": 264
},
{
    "label": "crops",
    "instance_id": "3",
    "mask_svg": "<svg viewBox=\"0 0 264 264\" xmlns=\"http://www.w3.org/2000/svg\"><path fill=\"white\" fill-rule=\"evenodd\" d=\"M248 55V61L236 70L226 67V80L219 88L231 102L236 103L239 115L247 114L246 119L261 126L264 124V117L261 116L264 113V55ZM229 88H234L235 93H230ZM242 94H246V101L242 100Z\"/></svg>",
    "mask_w": 264,
    "mask_h": 264
}]
</instances>
